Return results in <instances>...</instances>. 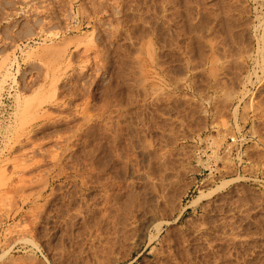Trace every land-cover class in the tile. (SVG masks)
<instances>
[{
    "label": "rangeland",
    "instance_id": "1",
    "mask_svg": "<svg viewBox=\"0 0 264 264\" xmlns=\"http://www.w3.org/2000/svg\"><path fill=\"white\" fill-rule=\"evenodd\" d=\"M194 263L264 264V0H0V264Z\"/></svg>",
    "mask_w": 264,
    "mask_h": 264
},
{
    "label": "bare ground",
    "instance_id": "2",
    "mask_svg": "<svg viewBox=\"0 0 264 264\" xmlns=\"http://www.w3.org/2000/svg\"><path fill=\"white\" fill-rule=\"evenodd\" d=\"M28 3V2H27ZM51 6V5H50ZM167 6V5H166ZM98 8V7H97ZM108 8V7H107ZM176 12H178V11H176ZM15 14V13H14ZM5 17V16H4ZM204 25V24H203ZM66 28V27H65ZM66 30V29H65ZM184 30V29H183ZM177 33V32H176ZM118 34V33H117ZM110 35V34H109ZM58 36V35H57ZM112 36V35H111ZM179 36V35H178ZM138 38V37H137ZM166 38V37H165ZM196 38V37H195ZM199 38V37H198ZM171 39V38H170ZM110 40V39H109ZM138 40H139V38H138ZM169 40V39H168ZM141 46V45H140ZM149 46V45H148ZM148 46H147V48H148ZM50 49V48H49ZM52 49H53V47H52ZM55 49V48H54ZM122 49V48H121ZM43 50V49H42ZM64 52V51H63ZM43 53V52H42ZM62 53V52H61ZM60 53V54H61ZM138 53V52H137ZM140 54V53H139ZM46 55V54H45ZM80 55V54H79ZM248 55V54H247ZM53 56V55H52ZM136 56V55H135ZM57 57V56H56ZM136 58V57H135ZM54 60H55V58H54ZM57 60V59H56ZM138 60V59H137ZM150 61V60H149ZM214 61V60H213ZM133 62V61H132ZM190 62V61H189ZM142 63V62H141ZM202 63V62H201ZM186 64V63H185ZM137 65V64H136ZM139 65V64H138ZM213 65V64H212ZM136 67V66H135ZM43 68V67H42ZM44 69V68H43ZM75 71V70H74ZM147 71V70H146ZM168 72V71H167ZM170 74V73H169ZM216 74V73H215ZM126 76V75H125ZM142 76V75H141ZM136 77V76H135ZM126 79V78H125ZM206 79V78H205ZM137 82V81H136ZM172 82V81H171ZM72 83V82H71ZM142 83V82H141ZM127 84H128V82H127ZM136 84V83H135ZM191 85V84H190ZM217 85V84H216ZM195 86V85H194ZM181 88V87H180ZM69 92V91H68ZM205 93V92H204ZM79 95V94H78ZM227 96H229V95H227ZM224 97H225V95H224ZM229 98V97H228ZM230 99V98H229ZM56 104H57V102H55ZM55 109V108H54ZM235 111V110H234ZM47 112V111H46ZM46 116H48V115H46ZM45 116V117H46ZM67 116V115H66ZM116 116V115H115ZM49 117H51V116H49ZM71 117V116H70ZM123 117V116H122ZM48 118V117H47ZM87 118V117H86ZM108 118V117H107ZM22 119H24V118H22ZM91 119V118H90ZM88 120V119H87ZM108 120V119H107ZM150 121V120H149ZM49 122V121H48ZM87 122V121H86ZM83 124V123H82ZM119 125V124H118ZM125 126V125H124ZM121 128V127H120ZM145 128V127H144ZM122 130V129H121ZM18 131V130H17ZM71 131V130H70ZM169 133V132H168ZM71 134V133H70ZM84 134V133H83ZM61 137V136H60ZM109 137V136H108ZM80 138V137H79ZM58 141V140H57ZM82 142V141H81ZM85 142V141H84ZM94 142V141H93ZM149 142V141H148ZM29 144V143H28ZM31 144V143H30ZM144 144V143H143ZM56 145V144H55ZM61 145V144H60ZM113 145V144H112ZM146 145V144H145ZM32 146V145H31ZM83 146V145H82ZM95 147V146H94ZM150 147V146H149ZM142 148V147H141ZM145 148V147H144ZM74 150V149H73ZM57 151V150H56ZM66 151V150H65ZM40 152V151H39ZM146 152V151H145ZM62 153V152H61ZM78 153V152H77ZM92 153V152H91ZM55 154V153H54ZM63 154H64V152H63ZM117 155V154H116ZM87 156V155H86ZM146 156V155H145ZM57 157V156H56ZM69 157V156H68ZM31 158V157H30ZM12 160V159H11ZM14 160V159H13ZM42 160V159H41ZM120 160V159H119ZM55 161V160H54ZM93 162V161H92ZM54 163V162H53ZM130 164V163H129ZM135 164V163H134ZM55 165V164H54ZM39 170V169H38ZM31 174V173H30ZM49 174V173H48ZM55 174V173H54ZM161 176V175H160ZM40 178V177H39ZM46 178V177H45ZM145 178V177H144ZM72 179V178H71ZM90 179V178H89ZM36 180V179H35ZM40 180V179H39ZM151 180V179H150ZM38 181V180H37ZM135 181V180H134ZM131 182V181H130ZM230 182V181H229ZM102 183V182H101ZM146 183V182H145ZM228 183V182H227ZM227 183H225V184H227ZM23 184V183H22ZM160 185V184H159ZM28 186V185H27ZM84 186V185H83ZM119 186V185H118ZM20 187V186H19ZM23 187H24V185H23ZM152 188V187H151ZM122 189V188H121ZM153 189V188H152ZM220 188L218 187V190H219ZM34 191V190H33ZM149 193V192H148ZM156 193V192H155ZM114 194V193H113ZM132 199V198H131ZM153 199V198H152ZM137 200V199H136ZM135 202V201H134ZM25 203V202H24ZM112 205V204H111ZM108 206V205H107ZM109 207V206H108ZM38 208V207H37ZM106 208V207H105ZM110 208V207H109ZM39 211V210H38ZM131 211V210H130ZM16 214V213H15ZM161 216H163V215H161ZM23 217V216H22ZM33 218H34V216H33ZM91 218V217H90ZM134 218V217H133ZM249 220V219H248ZM28 222V221H27ZM159 224V223H158ZM203 228V227H202ZM31 235V234H30ZM143 238V237H142ZM149 240V239H148ZM154 240V239H153ZM24 242V241H23ZM150 242V241H149ZM258 246V245H257ZM34 248V247H33ZM104 249V248H103ZM210 249V248H209ZM112 250V249H111ZM104 253V252H103ZM2 258V257H1ZM189 258V257H188ZM30 260V259H29ZM17 261V260H16ZM109 262V261H108ZM12 263H14V262H12ZM195 264V263H194Z\"/></svg>",
    "mask_w": 264,
    "mask_h": 264
},
{
    "label": "built area",
    "instance_id": "3",
    "mask_svg": "<svg viewBox=\"0 0 264 264\" xmlns=\"http://www.w3.org/2000/svg\"><path fill=\"white\" fill-rule=\"evenodd\" d=\"M243 140L237 138H230L225 145L221 148L222 156L230 155L237 149L240 150L243 147Z\"/></svg>",
    "mask_w": 264,
    "mask_h": 264
}]
</instances>
